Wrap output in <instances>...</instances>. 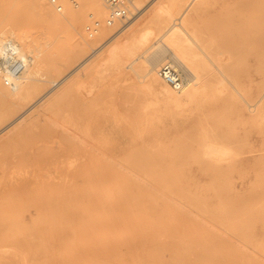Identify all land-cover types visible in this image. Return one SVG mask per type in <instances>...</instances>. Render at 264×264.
Wrapping results in <instances>:
<instances>
[{"label":"rangeland","instance_id":"1","mask_svg":"<svg viewBox=\"0 0 264 264\" xmlns=\"http://www.w3.org/2000/svg\"><path fill=\"white\" fill-rule=\"evenodd\" d=\"M237 1L208 0L199 14L209 42L215 37L231 49L228 69L249 94L261 88L263 68L245 39L253 33L245 32L246 16ZM68 2L83 13L79 25L71 16H45L43 10L56 8L60 0H0V30L12 26L18 35V27L28 29L35 42L58 44L61 51L54 53L65 56L82 47L84 38L90 40L67 67L56 73L49 69L54 74L46 79L66 78L60 88L107 48L98 46L97 33L89 35L93 21H100L98 15L82 0ZM160 2L181 13L186 0H149L133 17L138 16L136 23ZM30 55L33 61L38 58ZM55 56L58 63L60 56ZM193 65L202 82L196 60ZM135 76V91L128 81L108 76L96 90L97 97H83L89 89L85 84L81 96L73 90L46 113L43 108L53 104L60 88L55 85L48 93L53 82L43 80L38 93L45 101L35 104L40 97L36 94L23 104L35 106L30 113L7 126L11 117L0 120V264H264V121L250 119L254 101L246 102L250 112L239 99L207 118L168 114L161 108L163 102L154 103L143 91V77ZM108 96L120 103V119H113L108 104L105 111L97 110L98 127L92 132L100 137L90 138L88 129L77 125L82 120L75 118L85 115L88 101L110 103ZM21 110L16 106L12 113ZM30 116H38L32 128L26 127ZM63 183L72 210L63 212L60 206L53 224L31 229L36 205L49 191L57 194ZM41 217L45 223L46 216ZM18 218L25 228L14 224Z\"/></svg>","mask_w":264,"mask_h":264},{"label":"bare ground","instance_id":"2","mask_svg":"<svg viewBox=\"0 0 264 264\" xmlns=\"http://www.w3.org/2000/svg\"><path fill=\"white\" fill-rule=\"evenodd\" d=\"M68 1L69 0H60V3L56 6V8H45L43 10L45 16L53 19L58 18L61 15L71 16L76 19V22L79 25L83 21V13L81 10H74L76 8H71ZM207 1L208 0H186L185 5L181 9V13L173 11L166 2H160L157 6L153 7L148 15L140 22L136 23L138 20V16H136V18L132 17L128 20V22L123 26H119L116 23L118 21L108 22L107 9H105L106 7L103 0H82L84 5L98 15L101 23L96 33L101 41H98L97 44L99 47L107 46V48L99 56L96 55V57L92 58L94 60L88 65L85 71H80V69H82L86 63L91 60V58L84 61V63L78 67V71L80 72L73 79L72 83L68 86H63L62 88H60V86H62V84L66 81V78H61L60 80H48L46 77L48 75L52 76L54 72L56 73L62 68L67 67L73 60L78 58L81 50L85 49V45L89 44L90 40L84 38L85 41L82 47H74L70 49L67 56H65L64 52L60 53L61 49L58 44L50 46L51 41L49 40L44 43H38L40 40L35 42L36 38L33 40L29 37L28 29L21 30L18 27V35H16V31L12 26H3L0 30V45L4 40L10 39L22 57L35 53L38 58L35 60V66L31 68L34 64L33 62H35L32 58V62L27 66L20 78H18L19 80H14V82L10 85L5 84L4 80L0 77V120L11 117L12 120L6 124L7 126L13 121L19 119L21 116L30 113L35 106L32 105L28 108H23V104L32 96L39 94L38 90L43 84V80L53 82L51 86L52 89L48 93L53 91L56 86H58L57 89L60 88L55 95L53 104L48 102V104L43 108L44 113H46L73 90H76V94L81 96L80 87L85 84H87L89 89L87 90L88 95H83V97L87 99L93 94V96L97 97L95 94L96 90L100 88L99 85L104 81V79H108V76H115V82L128 81V88L135 91L138 89V86L136 85L139 84V82L137 83L136 81L137 78L134 79L136 77L135 75H137L143 77L141 78L144 82L143 91L151 95L150 98H153L152 101L154 103H159V101L163 102V107L161 108L164 109V112H168V114L176 112L177 114L184 116L195 113L200 117L207 118L210 114L215 113L220 106L234 105L236 101L242 99L245 107H247L246 102L248 103L250 100L254 101L253 105L256 110L254 113H250V119L255 121H264V77L260 89H257L256 91L254 90L249 94L243 90L240 77L235 74L234 71H230L228 69L231 66V49L223 47V45L215 37H213L211 42L207 39L209 32L206 24L201 23V17L199 14L200 6ZM148 3L149 0H136L135 2L133 0V5L137 8L139 7L140 10L145 9ZM236 3H242L240 5H243L244 15L246 16L244 22L246 27L245 32L252 31L253 33V36L249 37L247 35V38L245 36V39L251 46L253 53L261 60L264 76V0H238ZM219 21L220 20H218V22ZM220 23H218V25ZM240 24L242 25V22ZM6 32H10V34L6 35ZM46 32H50V30H47ZM30 36H32L31 33ZM54 49H60V51L54 53ZM34 50L36 51L34 52ZM55 54L60 56L58 63H55L54 58H57ZM194 60H196L199 69L198 72L202 75V82L198 80L197 72L195 71L193 65ZM164 62L173 63L180 71L183 78V85L180 89H174L159 75V67ZM49 69H52L54 72ZM68 77L69 76H67V78ZM41 95L38 100H36L35 104L45 101L46 96L43 97ZM98 96L100 97V95ZM108 97L111 99L110 96ZM87 104L88 107L86 113L84 110V117L83 115H77V119L75 118V120L78 122V117L82 120V123H78L77 125L85 130L88 129L87 133L92 136L90 138L96 139V137H98L97 135H93L94 132H92L93 126L98 124L94 116L97 110L98 112L100 109L104 110L105 105L108 104L107 106L110 105V110H112V112H110L113 114V119H120V113H118L121 109L120 103L114 99H111L110 103H108L106 100H103L102 102L97 98L96 102L88 101ZM102 105L103 108L101 107ZM16 106H21L22 109L18 114L12 113ZM250 110L248 111L250 112ZM200 119L201 118L198 120ZM37 120L38 116H30L26 127L28 125V127L32 128L36 124ZM102 121L101 123H103ZM100 148L103 149L102 147ZM98 149L99 148H96V152L99 151L103 154L102 151H100L101 149ZM235 154L237 155V153ZM102 168L103 167L100 169L102 170ZM86 176L88 178V175ZM103 177L101 176L102 179ZM95 178L98 180V174L95 175ZM84 180H86V178ZM54 183L57 184V182ZM62 185V189L57 191V194H54L51 190L52 194L49 193V191V195L47 194V197L41 199L38 205L35 204L37 217L34 222H32L31 229L40 230L42 227L44 229V225L46 224H53L56 216L58 215V207L60 206L63 212H69L72 210V205L69 202L70 196L67 195L69 193H65V184L63 183ZM41 188H44L43 190H45V187L42 186ZM56 188H54V190ZM59 189L60 188H57V190ZM83 189L85 190V188ZM81 191L82 187L78 192V196L83 194ZM39 192L41 193V191ZM85 193L87 194V192ZM32 204V206H34V202ZM32 206H29V208ZM41 213H43L44 217L46 216V221H44L45 223L40 221V219L43 218L41 217ZM14 224L20 225L18 229L25 228L24 221L20 218H18V221Z\"/></svg>","mask_w":264,"mask_h":264},{"label":"built area","instance_id":"3","mask_svg":"<svg viewBox=\"0 0 264 264\" xmlns=\"http://www.w3.org/2000/svg\"><path fill=\"white\" fill-rule=\"evenodd\" d=\"M55 2L56 0H50ZM107 9L108 22L119 21L125 23L134 17L140 9L133 5V0H103ZM100 26L99 20H94L89 28V35L96 33ZM32 55L22 57L10 39L0 45V77L5 84L10 85L19 80L28 65L32 62ZM159 75L174 89H180L183 78L180 71L171 62H164L159 67Z\"/></svg>","mask_w":264,"mask_h":264}]
</instances>
